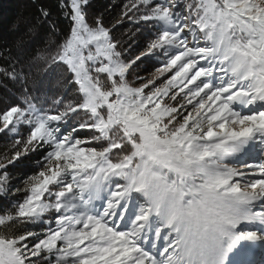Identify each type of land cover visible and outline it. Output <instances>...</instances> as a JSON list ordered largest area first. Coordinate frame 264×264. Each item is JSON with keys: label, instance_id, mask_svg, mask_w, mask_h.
I'll use <instances>...</instances> for the list:
<instances>
[{"label": "snow or ice", "instance_id": "6c2138e0", "mask_svg": "<svg viewBox=\"0 0 264 264\" xmlns=\"http://www.w3.org/2000/svg\"><path fill=\"white\" fill-rule=\"evenodd\" d=\"M114 6L109 26L57 0L68 28L33 60L0 51L19 93L0 99V264H264V0Z\"/></svg>", "mask_w": 264, "mask_h": 264}, {"label": "trees", "instance_id": "16d2710c", "mask_svg": "<svg viewBox=\"0 0 264 264\" xmlns=\"http://www.w3.org/2000/svg\"><path fill=\"white\" fill-rule=\"evenodd\" d=\"M124 0H90L88 9L89 19L102 16L106 25H111L119 19L120 7L114 6L123 3ZM48 8L51 16L45 20L41 14V8ZM54 23L56 27L63 32L68 28V21L61 15L57 7V0H0V51L9 50L14 57H20L27 64L33 60L45 47L56 37L52 35L50 25ZM115 34L124 42L125 47L131 46L130 54L138 55L143 50L144 38L146 33L137 32L135 25L125 21L119 25ZM18 42H22V47L17 48ZM0 58V64H3ZM152 59L141 62L137 69L141 77L150 76L156 67ZM42 67V65H37ZM36 70L34 69V72ZM37 80L43 79V90L47 91L49 96H54L58 91L59 81L63 79L60 71L53 68L47 76L41 72L35 76ZM0 99H10L12 94L16 93L14 86L6 79H0ZM6 141H0V152L4 150ZM26 175H31L28 163L18 167L15 176L19 179L15 183L23 188V179Z\"/></svg>", "mask_w": 264, "mask_h": 264}, {"label": "bare ground", "instance_id": "6f19581e", "mask_svg": "<svg viewBox=\"0 0 264 264\" xmlns=\"http://www.w3.org/2000/svg\"><path fill=\"white\" fill-rule=\"evenodd\" d=\"M261 256L264 257V252H259L255 257H256L257 260H260L261 259Z\"/></svg>", "mask_w": 264, "mask_h": 264}, {"label": "rangeland", "instance_id": "374dc122", "mask_svg": "<svg viewBox=\"0 0 264 264\" xmlns=\"http://www.w3.org/2000/svg\"><path fill=\"white\" fill-rule=\"evenodd\" d=\"M250 162H258V161H250ZM261 257H263V256H261Z\"/></svg>", "mask_w": 264, "mask_h": 264}]
</instances>
